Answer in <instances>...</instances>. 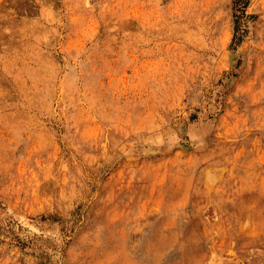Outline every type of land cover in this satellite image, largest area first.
<instances>
[{"label": "rangeland", "instance_id": "374dc122", "mask_svg": "<svg viewBox=\"0 0 264 264\" xmlns=\"http://www.w3.org/2000/svg\"><path fill=\"white\" fill-rule=\"evenodd\" d=\"M0 264H264V0H0Z\"/></svg>", "mask_w": 264, "mask_h": 264}]
</instances>
